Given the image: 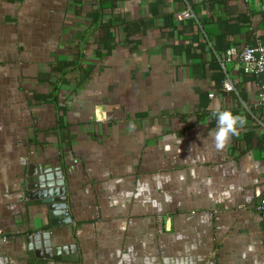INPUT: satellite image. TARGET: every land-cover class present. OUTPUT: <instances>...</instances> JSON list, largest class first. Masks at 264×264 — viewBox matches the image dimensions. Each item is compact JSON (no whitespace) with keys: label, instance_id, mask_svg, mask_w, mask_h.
I'll return each mask as SVG.
<instances>
[{"label":"crops","instance_id":"obj_1","mask_svg":"<svg viewBox=\"0 0 264 264\" xmlns=\"http://www.w3.org/2000/svg\"><path fill=\"white\" fill-rule=\"evenodd\" d=\"M255 40L264 0H0V264H264ZM214 108L247 119L223 151ZM29 168L62 172L69 224Z\"/></svg>","mask_w":264,"mask_h":264},{"label":"water","instance_id":"obj_2","mask_svg":"<svg viewBox=\"0 0 264 264\" xmlns=\"http://www.w3.org/2000/svg\"><path fill=\"white\" fill-rule=\"evenodd\" d=\"M261 84H264V73L258 75ZM26 188L29 191V199H38L48 207V216L51 218V226L66 225L71 222L66 208V188L62 172L60 170H33L29 168ZM48 238L49 232L43 233ZM49 239V238H48ZM75 251V247H70ZM58 251H56L57 253Z\"/></svg>","mask_w":264,"mask_h":264},{"label":"built area","instance_id":"obj_3","mask_svg":"<svg viewBox=\"0 0 264 264\" xmlns=\"http://www.w3.org/2000/svg\"><path fill=\"white\" fill-rule=\"evenodd\" d=\"M178 20H187L193 18V14L189 8L180 12L177 16ZM241 70L247 75H259L264 73V42L255 40L253 44H247L241 48L237 56ZM223 89L227 92L234 90L233 84L228 78L223 80ZM258 102L264 113V84L260 87ZM264 126V115L262 119ZM258 209L264 211V199L258 205Z\"/></svg>","mask_w":264,"mask_h":264},{"label":"clouds","instance_id":"obj_4","mask_svg":"<svg viewBox=\"0 0 264 264\" xmlns=\"http://www.w3.org/2000/svg\"><path fill=\"white\" fill-rule=\"evenodd\" d=\"M210 119L216 120V128L210 130L215 148L223 151L233 137L240 135V130L247 124V119L242 114H234L229 109L214 108L210 113Z\"/></svg>","mask_w":264,"mask_h":264}]
</instances>
